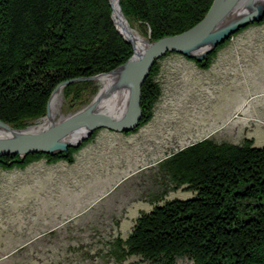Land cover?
Wrapping results in <instances>:
<instances>
[{
  "label": "trees",
  "instance_id": "1",
  "mask_svg": "<svg viewBox=\"0 0 264 264\" xmlns=\"http://www.w3.org/2000/svg\"><path fill=\"white\" fill-rule=\"evenodd\" d=\"M212 3L118 2L130 28L150 42L192 28ZM263 24L264 18L240 29L202 62L186 59L207 70L234 37ZM132 54L131 45L115 28L109 0H0V121L15 129L28 127L45 116L57 85L108 73ZM171 55L179 54H166L154 63L141 87L139 126L125 135L151 121L161 95L159 62ZM96 92L93 82L70 84L63 89V99L73 109ZM98 131L66 155L0 157V169L22 170L40 160L72 165L74 155ZM159 169L175 189L183 187L194 195L141 213L127 239H114L110 255L115 263L139 257L149 264H175L180 258L192 264H264V148L254 147L248 138L240 143L204 139L171 154Z\"/></svg>",
  "mask_w": 264,
  "mask_h": 264
},
{
  "label": "rangeland",
  "instance_id": "2",
  "mask_svg": "<svg viewBox=\"0 0 264 264\" xmlns=\"http://www.w3.org/2000/svg\"><path fill=\"white\" fill-rule=\"evenodd\" d=\"M238 58L237 66L212 63L200 70L182 56H168L159 62L153 117L137 133L99 130L72 165L40 160L22 170L0 169V264H118L110 255L113 241L127 239L141 213L194 195L170 185L162 161L204 139L248 138L264 148L263 72L255 54L242 50ZM93 83L98 92L100 83ZM94 95L73 109L63 99L55 121ZM121 264L149 263L131 257Z\"/></svg>",
  "mask_w": 264,
  "mask_h": 264
},
{
  "label": "water",
  "instance_id": "3",
  "mask_svg": "<svg viewBox=\"0 0 264 264\" xmlns=\"http://www.w3.org/2000/svg\"><path fill=\"white\" fill-rule=\"evenodd\" d=\"M254 2L255 0H213L204 18L192 28L179 35L151 42L140 38L144 45L137 53L133 42L123 36L115 23L116 7L124 18L119 4L114 5L113 0H109L115 28L123 40L131 45L132 56L108 73L72 79L57 85L49 97L46 114L40 119L44 121L41 127L32 129L34 128L32 125L24 129H15L0 121V134H8L0 135V157L12 155L23 158L30 154L53 156L60 153L66 155L69 148L79 147L95 131L107 130L118 134L132 132L139 126L141 120V87L154 63L169 53H176L197 62L204 61L208 54L240 29L263 20L264 5L253 8ZM102 76L110 78L120 76L126 84L127 93L122 112L115 115L94 110L95 105L100 101H107L108 95L112 93L108 89H99L86 106L55 121L50 110V100L58 89L63 90L75 83L96 82V79ZM78 135L80 136L78 140L72 143V139Z\"/></svg>",
  "mask_w": 264,
  "mask_h": 264
},
{
  "label": "bare ground",
  "instance_id": "4",
  "mask_svg": "<svg viewBox=\"0 0 264 264\" xmlns=\"http://www.w3.org/2000/svg\"><path fill=\"white\" fill-rule=\"evenodd\" d=\"M113 2L114 5H116L119 0H113ZM261 5H264V0H255L252 7L255 8ZM114 20L117 25V28L120 30L123 36L133 42V44L135 45V50L138 53L143 48L144 42L140 39L139 35L132 28H130L127 21L121 16L120 12L117 10V7L114 13ZM96 82L100 83V89H108L109 91H112V93L108 95L107 101H100V103L98 105H95L93 109L96 111H105L107 113L109 112L115 115L122 112L123 108L125 107V98L127 93L126 84L124 83L123 79H121L120 76L117 78L102 76L97 78ZM62 102L63 90L58 89L50 100V110L54 117L60 113ZM39 121H41V123L34 125V128L32 129H36L38 126L41 127L44 125V121ZM0 135L6 136L8 134L2 133ZM79 137V135L77 137H74L71 142H76Z\"/></svg>",
  "mask_w": 264,
  "mask_h": 264
},
{
  "label": "crops",
  "instance_id": "5",
  "mask_svg": "<svg viewBox=\"0 0 264 264\" xmlns=\"http://www.w3.org/2000/svg\"><path fill=\"white\" fill-rule=\"evenodd\" d=\"M242 50L256 55V61H259L263 72L262 80L264 81V26H253L237 35L218 52L213 64L218 63L222 68L237 66L236 62L239 60L238 56L242 53ZM240 106H243L242 103H240ZM261 117L263 118L264 115Z\"/></svg>",
  "mask_w": 264,
  "mask_h": 264
}]
</instances>
